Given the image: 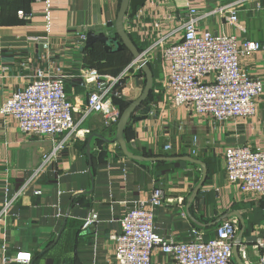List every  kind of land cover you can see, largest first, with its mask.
Returning a JSON list of instances; mask_svg holds the SVG:
<instances>
[{
  "label": "crops",
  "instance_id": "0c3cea01",
  "mask_svg": "<svg viewBox=\"0 0 264 264\" xmlns=\"http://www.w3.org/2000/svg\"><path fill=\"white\" fill-rule=\"evenodd\" d=\"M186 1L147 0L138 10L143 13L145 26L152 24L156 34H164L182 22ZM192 1L199 11H206L235 0ZM44 2L0 0V106L12 92L27 85L40 68L64 76L67 99L78 108L86 98L79 78L83 67H96L100 74L115 76L133 60L127 50L103 56L89 52L95 42L85 47L88 32L116 36L114 21L120 0H52L48 13ZM237 11L236 22L216 15L203 19L202 28L214 34L233 35L238 43H261V49L240 58L243 71L263 83L255 115L215 122L209 114L169 105L156 92V77H160L162 68L157 53L150 61L154 78L152 95L146 102L150 111L141 120H129L124 135L128 150L137 155H188L200 160L206 177L196 196L189 200L202 176L200 165L183 160L137 161L126 157L111 141L115 126L106 128L101 114L91 115L81 122L78 136L61 152L56 165L12 207L8 225L0 231V264L16 251L30 252V264L104 263L113 258L110 236L121 231V215L134 200L147 199L156 187L162 188L165 195L153 218L160 236L187 241L191 229L196 227L207 239L215 235L216 224L221 220L235 217L239 227L237 255L245 248L248 259H255L251 244L263 235L264 197L242 192L228 181L224 150L235 145L264 150V0L259 9L240 6ZM165 15L169 21H165ZM128 24L125 21L124 27ZM131 34L142 51L146 42L136 32ZM144 83L142 70L127 78L118 100L134 101ZM141 107L134 110L133 117L140 115ZM73 116L80 118L77 112ZM165 145H170V149L164 150ZM50 147L48 137L26 135L13 121L0 116V207L4 189L12 193L19 188ZM33 189L40 193L33 194ZM91 211L97 221L82 229L83 219ZM233 258L236 262L234 255ZM6 264L20 263L7 260ZM151 264L174 262L157 250Z\"/></svg>",
  "mask_w": 264,
  "mask_h": 264
},
{
  "label": "built area",
  "instance_id": "2783aa9c",
  "mask_svg": "<svg viewBox=\"0 0 264 264\" xmlns=\"http://www.w3.org/2000/svg\"><path fill=\"white\" fill-rule=\"evenodd\" d=\"M262 0H235L199 11L192 0H187L183 20L173 30L156 34L152 24L145 26L142 11L136 10L131 18L125 17L126 33L136 32L146 47L137 58L115 76L103 75L94 67H83L79 72L84 87L85 102L76 108L65 92L64 76L37 68L33 79L21 89L12 92L0 106V116L13 121L26 135L48 137L51 147L41 154L38 164L30 171L19 188L9 193L4 189L0 207V231L8 225L12 207L26 190L56 165L61 152L78 136V127L91 115L101 114L106 128L115 126L120 109L114 103L120 97L131 72L140 73L139 60L149 63L157 53L161 59V74L156 92L171 106H184L196 114H209L215 122L228 119L249 118L256 113V103L263 93V83L251 77L240 67V58L252 54L262 45L255 40L238 43L233 35L214 34L202 28L203 19L211 16H227L237 21V8L250 10L261 7ZM52 0H45V11L53 7ZM20 15L22 11L18 12ZM31 14L27 17L30 18ZM49 17L45 16V19ZM169 21L168 15L164 16ZM49 29L43 26V29ZM85 39V35H81ZM79 113L75 119L73 113ZM195 141V139H194ZM165 145L164 150H169ZM193 154V149H191ZM225 172L230 183L240 191L256 197H264V150L249 145H235L224 150ZM39 194L38 189L32 190ZM165 200L160 187L153 188L147 199H136L119 219L121 231L110 236L114 243L113 258L101 264H151L152 254L159 250L168 254L174 264H236L233 246L239 230L238 220L230 217L215 227V235L204 239L200 228L191 229L187 241H176L160 236L154 227V210ZM97 221L91 211L83 219L82 229ZM255 259L249 260L246 249L239 250L243 264H264L263 235L251 244ZM20 264H30L28 251H16L10 259Z\"/></svg>",
  "mask_w": 264,
  "mask_h": 264
},
{
  "label": "water",
  "instance_id": "95a60500",
  "mask_svg": "<svg viewBox=\"0 0 264 264\" xmlns=\"http://www.w3.org/2000/svg\"><path fill=\"white\" fill-rule=\"evenodd\" d=\"M146 1L147 0H120L118 11L116 13V17L114 21V29H115L116 36L106 35L103 32H98V33L88 32L86 34L85 47L86 48L90 47L94 42H98L102 44L105 51H112L113 49L120 50L124 46L130 51L133 58H137L140 52L136 49L128 33H126V31L124 30V19L125 17L131 18L136 12L137 8L143 6ZM139 65L141 66V70L145 76V83H144L143 90L137 99L130 102L129 105L121 111L119 119L115 124V132H114L115 135L111 141L116 142L118 144L120 151L122 152L123 155L131 159L137 160V161L183 160V161H188V162L200 165L202 167V176H201L200 181L197 183V185L193 189V192L189 199L191 200L196 196L198 190L200 189L206 177L205 165L200 160L195 159L188 155L145 157L143 155L134 154L131 151H129L127 148L126 142L124 140L123 132L129 120L131 119L141 120L150 111V106L147 105L145 101L148 98L150 90L153 85V74H152L149 64L145 62L144 60L140 59ZM140 106H142L140 115L133 117L134 110ZM90 139L91 137L88 138V144H89ZM87 147H88V153H89V146ZM241 233L242 231H240V234ZM56 240L57 239H55V241ZM233 255L236 259L237 264H243L237 255L236 245L233 246Z\"/></svg>",
  "mask_w": 264,
  "mask_h": 264
},
{
  "label": "trees",
  "instance_id": "16d2710c",
  "mask_svg": "<svg viewBox=\"0 0 264 264\" xmlns=\"http://www.w3.org/2000/svg\"><path fill=\"white\" fill-rule=\"evenodd\" d=\"M129 35V37H130V39H131V41L133 42V44L135 45V43H136V49L140 52L141 51V49L142 48H140L138 45H137V42L135 41V39H134V37H133V35L130 33V34H128ZM95 44H97L98 46L96 47V48H94L95 46ZM95 44H93V46H91L90 48H89V52L91 53V54H94V55H103V56H108L109 55V53H117V54H119V53H123L124 51H129L127 48H125L124 46L122 47V49H120V50H116V49H113L112 51H105L104 50V48H103V46H102V44H100V43H98V42H95ZM105 53H104V52ZM130 53V52H129ZM131 55V54H130ZM121 57V56H120ZM129 59V58H128ZM128 60H126V61H124L123 62V64L124 63H126ZM149 64V66H150V69L153 71V65L149 62L148 63ZM96 68V67H95ZM153 74V73H152ZM153 81H154V78H153ZM153 88V87H152ZM152 88H151V90H150V93H149V96H148V98L146 99V101H145V103L147 102V100L149 99V97H150V95H152ZM114 103L118 106V108L120 109V112L125 108V107H127L128 105H129V103L130 102H128V101H126V102H121L120 100H118L117 98H115L114 100ZM127 126H128V124L126 125V127H125V129H124V132H123V136L125 135V131H126V128H127ZM143 156H145V157H150L151 155H146V154H144ZM157 156H161L160 154H158Z\"/></svg>",
  "mask_w": 264,
  "mask_h": 264
},
{
  "label": "rangeland",
  "instance_id": "374dc122",
  "mask_svg": "<svg viewBox=\"0 0 264 264\" xmlns=\"http://www.w3.org/2000/svg\"><path fill=\"white\" fill-rule=\"evenodd\" d=\"M131 74H132L133 77L136 76V72H131ZM132 76H131V77H132ZM156 79H159V76H157ZM156 83H157V82H156Z\"/></svg>",
  "mask_w": 264,
  "mask_h": 264
}]
</instances>
